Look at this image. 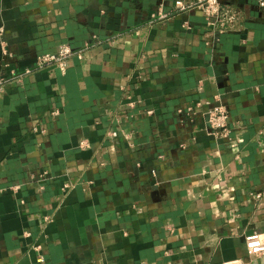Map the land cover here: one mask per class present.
Masks as SVG:
<instances>
[{
    "label": "crops",
    "instance_id": "1",
    "mask_svg": "<svg viewBox=\"0 0 264 264\" xmlns=\"http://www.w3.org/2000/svg\"><path fill=\"white\" fill-rule=\"evenodd\" d=\"M192 1L0 0V264H264V8Z\"/></svg>",
    "mask_w": 264,
    "mask_h": 264
},
{
    "label": "built area",
    "instance_id": "2",
    "mask_svg": "<svg viewBox=\"0 0 264 264\" xmlns=\"http://www.w3.org/2000/svg\"><path fill=\"white\" fill-rule=\"evenodd\" d=\"M260 8H264V0H252ZM199 8L203 12L205 18L211 24L217 23L221 15V5L219 0H193L192 2L181 5L180 8ZM0 34L2 32L0 31ZM86 48V47H85ZM73 49L68 44H61L55 52H46L36 56L34 70H42L47 68H57L62 73L65 72L71 58L81 59L84 49ZM31 69H25L20 74L10 71L9 76L0 78V91L12 81H20L24 74L30 73ZM205 122L208 132L215 138H228L230 133L229 111L223 105H211L204 112ZM86 146L85 141L80 143ZM245 246L250 255L259 256L264 254V235L253 233L244 237ZM232 264V263H230Z\"/></svg>",
    "mask_w": 264,
    "mask_h": 264
}]
</instances>
